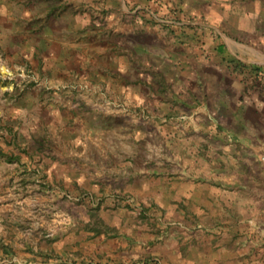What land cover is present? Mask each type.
<instances>
[{
  "label": "crops",
  "instance_id": "obj_1",
  "mask_svg": "<svg viewBox=\"0 0 264 264\" xmlns=\"http://www.w3.org/2000/svg\"><path fill=\"white\" fill-rule=\"evenodd\" d=\"M7 54L62 91L0 113V264H264V0H0Z\"/></svg>",
  "mask_w": 264,
  "mask_h": 264
},
{
  "label": "rangeland",
  "instance_id": "obj_2",
  "mask_svg": "<svg viewBox=\"0 0 264 264\" xmlns=\"http://www.w3.org/2000/svg\"><path fill=\"white\" fill-rule=\"evenodd\" d=\"M18 58L19 57L17 55L12 56L7 54L1 56V59L4 62L5 60L8 61V65L3 64L2 66H0V113L2 111L10 112V108H15L23 112L25 108L30 105L28 102H25V95L31 97L37 94L41 96L43 94H49L50 96H61L62 89L55 86L45 85V83L42 82V78L40 76H37V70L35 67L32 68L31 66H15L14 62H17ZM9 59L13 60V63L9 62ZM16 64L19 65V63ZM4 67L7 70H4ZM88 91V88H85V90L82 91V94H85L87 96ZM142 122H144V129L149 131L148 133H144V138L146 139V142L156 144V142H158L159 140L158 137H156V135H154V133H152L149 129L151 127V125L149 124V119H142ZM154 152H156L155 149ZM89 205L90 204L88 200L79 199V196L74 194L73 191H70L67 187L66 193H64L62 201H60V211L58 213L54 212V214L50 211L49 215L46 216V219L48 220V226L45 234H48L49 236H56L57 234H68L72 232L79 224H82L87 220L89 210H91V207ZM26 226L28 225L26 224ZM20 228L21 233L29 234V227L23 228L21 226ZM11 230L14 236H19L18 233L20 232H14L13 229ZM29 235V237H32L33 239L40 237V233H36L35 231H32ZM50 248H52L50 245L43 246V250H50ZM60 250L62 251V249ZM23 253L24 251H22L20 254ZM28 253L30 254L31 252L28 251ZM64 253L65 254L63 257L65 258V260H69L71 262H74L75 264H91V260L89 258L83 260L75 259L76 257H79V255L76 253L75 250H73V248L66 247ZM54 254L60 255L58 254V252H55ZM45 257L54 258L53 255H45ZM153 257L159 258L160 263L167 264L164 258H162L161 256ZM16 262L17 264L31 263L29 260L26 261L25 259H17ZM133 264H135V262Z\"/></svg>",
  "mask_w": 264,
  "mask_h": 264
},
{
  "label": "trees",
  "instance_id": "obj_3",
  "mask_svg": "<svg viewBox=\"0 0 264 264\" xmlns=\"http://www.w3.org/2000/svg\"><path fill=\"white\" fill-rule=\"evenodd\" d=\"M143 216H145L144 218H148V216H146V215H143ZM140 217H141V215H140ZM96 222H98V225H104V222L101 220H97ZM103 230L104 229H98V230H96V233H102L103 232ZM108 230H109V227H108ZM95 231V230H94ZM114 231V230H113ZM65 234V233H64ZM48 243H52V238L51 237H48V241H47ZM51 253H49L48 254V256H51L50 255ZM54 257H57V255H55V254H52ZM57 258H59V257H57ZM62 263L63 264H75L74 262H71V261H69V260H65V261H62ZM93 263H95V264H101V262H93ZM92 264V263H91ZM135 264H162V263H160V259L159 258H155V257H150L149 259H147V260H141V261H137V262H135Z\"/></svg>",
  "mask_w": 264,
  "mask_h": 264
},
{
  "label": "built area",
  "instance_id": "obj_4",
  "mask_svg": "<svg viewBox=\"0 0 264 264\" xmlns=\"http://www.w3.org/2000/svg\"><path fill=\"white\" fill-rule=\"evenodd\" d=\"M261 161L264 162V154L261 155ZM92 264H95V263H92Z\"/></svg>",
  "mask_w": 264,
  "mask_h": 264
},
{
  "label": "bare ground",
  "instance_id": "obj_5",
  "mask_svg": "<svg viewBox=\"0 0 264 264\" xmlns=\"http://www.w3.org/2000/svg\"><path fill=\"white\" fill-rule=\"evenodd\" d=\"M4 70H7V69L4 67Z\"/></svg>",
  "mask_w": 264,
  "mask_h": 264
}]
</instances>
